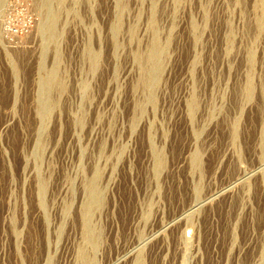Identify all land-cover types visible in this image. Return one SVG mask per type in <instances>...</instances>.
<instances>
[{
	"label": "rangeland",
	"instance_id": "374dc122",
	"mask_svg": "<svg viewBox=\"0 0 264 264\" xmlns=\"http://www.w3.org/2000/svg\"><path fill=\"white\" fill-rule=\"evenodd\" d=\"M0 76V264H264V0H0Z\"/></svg>",
	"mask_w": 264,
	"mask_h": 264
},
{
	"label": "bare ground",
	"instance_id": "6f19581e",
	"mask_svg": "<svg viewBox=\"0 0 264 264\" xmlns=\"http://www.w3.org/2000/svg\"><path fill=\"white\" fill-rule=\"evenodd\" d=\"M157 51V50H156ZM17 54V53H16ZM3 71V70H2ZM1 77V76H0ZM30 120V119H29ZM29 122V121H28ZM222 126V125H221ZM30 131V130H29ZM178 135V134H177ZM12 136V135H11ZM19 139V138H18ZM12 140V139H11ZM248 146V145H247ZM250 147V146H249ZM174 149V148H173ZM175 151V150H174ZM180 152V151H179ZM3 167V166H2ZM4 174V173H3ZM3 184V183H2ZM33 232V231H32ZM36 235V234H35Z\"/></svg>",
	"mask_w": 264,
	"mask_h": 264
}]
</instances>
